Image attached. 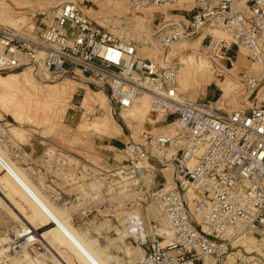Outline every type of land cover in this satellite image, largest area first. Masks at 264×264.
<instances>
[{
	"label": "built area",
	"instance_id": "2783aa9c",
	"mask_svg": "<svg viewBox=\"0 0 264 264\" xmlns=\"http://www.w3.org/2000/svg\"><path fill=\"white\" fill-rule=\"evenodd\" d=\"M172 1L128 0L134 8ZM192 9L179 20L153 11L157 25L165 18L168 23L152 32L158 55L150 57L139 42L85 12L80 0H63L40 10L34 23L39 28L0 24V71L25 69L37 76L41 70L105 92L112 115L126 129L118 157L80 163L46 148L35 167L50 183L58 181L54 171L63 170L64 186L72 191L53 185L71 212L79 207L125 227L144 251L139 264H198L207 258L214 264H264V98L225 109L215 104L218 97H186L178 90L180 56L169 53L175 41L200 32V52L222 62L242 45L259 68L241 70L239 78L247 96L256 94L264 85V0H192ZM214 73L225 71L214 67ZM142 94L149 97L151 127L134 135L121 112ZM18 149L31 157L21 144ZM151 202L167 223L149 216ZM245 237L261 249L237 252L235 241Z\"/></svg>",
	"mask_w": 264,
	"mask_h": 264
},
{
	"label": "rangeland",
	"instance_id": "374dc122",
	"mask_svg": "<svg viewBox=\"0 0 264 264\" xmlns=\"http://www.w3.org/2000/svg\"><path fill=\"white\" fill-rule=\"evenodd\" d=\"M60 1L63 0H0V24L8 25L15 29L38 27L34 23L38 24L40 10H49ZM184 1L186 7L188 6V1H191L192 3V0H175L169 3H163L165 5L155 4L145 7L140 6L137 8L131 6L128 0H80V4L90 16L97 21L99 20L98 22L114 30L121 36L131 37L133 40L140 43L141 49L145 54L150 57H156V55H158V50L151 41L153 37L152 32L159 26L164 25V23L159 25L156 24L158 14H155L154 20H152L153 11H163L169 19H184L182 16L175 14L179 11L178 9H170L172 6H182ZM39 26H41V24H39ZM212 31L224 34V32L218 29H213ZM199 42L200 40L196 42L180 40L169 48V53L171 55H179L181 59L180 91L184 96L190 98H203V89L207 84L208 90L206 96L208 98L218 97L216 99L219 101L217 105L225 109H232L248 104L254 101L256 96L259 99L263 98L264 87L259 88L256 94L247 96L244 84L239 77L237 78L236 74L239 75L241 70H249L247 61L240 64V61L243 60V58L242 55L237 56L239 51H232L234 53L232 61H237L239 64L238 66L237 64H233L228 58H225L223 61L225 64L221 61L223 65L230 68V71L233 73L229 74L228 72H225L224 76H217L214 73V67L215 71L220 69L218 65L220 59L213 56L203 55L200 52L201 47H199ZM189 58H193L194 61L188 60ZM199 60L208 61L211 70L208 68L203 69ZM195 67H197V71H195V74H197L196 76L200 77L203 83H205H202L198 88L195 87V84H192V86L188 88L185 86L186 79L189 77L188 71ZM209 73L216 78L214 82H212L213 79L210 81L208 76ZM36 78L41 86L45 83H59L70 79L82 83L85 86L84 88L88 87L94 91H102L98 88H93L84 81L70 77L53 78L52 76L43 74L41 79H39L40 77L38 75ZM212 84L214 85L212 86ZM215 86L218 88V91L214 88ZM73 94L71 101L67 104V107L76 106V104L78 106L76 111L75 109H70L74 112H71L72 116L75 115L74 124L72 125L63 124L62 118H58L57 116L50 121L49 119L45 120L41 125L24 122L21 123L23 120L21 117L15 118L10 116L7 109H4L0 105V151L5 155L6 161L10 163L12 168L17 170L22 178L28 184L33 186V188L36 189V192L44 198L48 206L56 210L58 217H69V223L84 241L91 246V249L97 258L103 260L106 264H130V257L127 255V251H130L137 257L136 263L139 264L137 260L140 253L138 252L136 244L131 238L127 237V229H125V227L121 228L117 220H109L100 215L84 214L79 210V207H76V209H73L71 212L69 207L64 204L63 193L57 192L56 189L58 188L53 185L56 183L61 188L60 190L65 192L72 191L71 187L64 186L65 175L63 170L60 171L59 168H57V170L54 171L59 182L53 180V183L44 181L46 179L43 176L35 173V163L38 162L37 158L42 156V153L46 148L51 150L57 149L64 157H71L80 163H85V159L98 162L97 156H100V154H96V144L101 141V137H110V135L96 127H81V124L89 118L101 119L104 115V110L100 107L98 102L91 105L92 107L84 106L82 102L85 94H82V89ZM145 97H139L135 101V104L139 108L138 110L143 107L142 102ZM66 102L59 103L57 106ZM96 104L99 108L91 113ZM70 107H68V109ZM149 108H146L145 116L137 113L135 117L129 119L123 118L133 131L134 135L139 133L144 127H151V124L147 122V120L151 119L149 116ZM115 121L117 122L116 119ZM160 125H162V122L160 121V116H158V121L155 123V126L159 127ZM12 128H17V130L22 131L23 134L20 136L17 135ZM113 128L118 130L114 125ZM11 129L15 134H12ZM125 133L126 129L124 128L123 133L120 134L122 138ZM115 134L118 136L116 131ZM1 136H6L7 140L3 139ZM18 141L23 149L30 154V158L26 157L25 152L18 149V144H16ZM2 171L3 170L1 169L0 177L2 176ZM0 181L1 185H5L2 180ZM8 189L13 190L11 186H8ZM14 194L17 199L23 200L20 194ZM60 195L62 196L61 198H59ZM147 208L150 217L158 218L163 222L165 218L156 203H149ZM152 209L155 211L153 210V212ZM164 223H167L166 220H164ZM21 226V223L16 219L14 213L0 197V246L2 247L3 244L7 243L8 235ZM163 227L167 233H170V228L167 224ZM40 242L37 241L25 250L22 249L23 247H19L15 253L1 264H55L52 259L53 250H51L46 243L42 242L44 244L42 249H36V245ZM255 249H261L260 246H258V243L256 244ZM107 251L110 252V255L109 253H106ZM34 258H36V261L38 262L34 261ZM74 261L75 264H79L76 259ZM206 261L214 263L213 258H207L205 259V262Z\"/></svg>",
	"mask_w": 264,
	"mask_h": 264
},
{
	"label": "bare ground",
	"instance_id": "6f19581e",
	"mask_svg": "<svg viewBox=\"0 0 264 264\" xmlns=\"http://www.w3.org/2000/svg\"><path fill=\"white\" fill-rule=\"evenodd\" d=\"M81 7L85 11L82 5ZM164 16H166V14H164ZM165 20L167 19L165 18L160 22V24L168 23ZM203 35L204 33L200 32L191 38L183 37L175 41L172 45L180 40H186L189 42H196L200 40V47ZM151 41L155 46L153 37ZM238 51L239 53L237 56L241 54L245 56L246 49L242 45L239 46ZM188 60L194 61L193 58H189ZM220 61L218 64L219 67ZM199 63L203 69H210L208 61L199 60ZM247 64L249 70L255 71L259 68L258 63L251 62L248 59ZM196 69L197 67L188 71L189 77L188 79H186L185 83V86L188 88H190L192 84H195L196 88H198L202 84V79L200 77H197V74H195V71H197ZM24 70L25 69L0 71V105L4 109H7V112L10 114V116L15 118L21 117L23 119L21 123L24 122L36 125H41L47 119H49L50 121L56 116L63 119V115L65 114L68 107H70H67V104H69V102L71 101L72 95H74L73 93L81 91L82 89V94H85V96H83L84 98L82 104L84 106L90 107L94 103L98 102L100 104V107L104 110V115L101 119H86L81 124V127H96L97 129H100L110 136H116L115 131L118 133V135L123 133L121 126L118 122L115 121V118L110 111V107L106 99V94L103 91H94L88 87L84 88L85 86L82 83L70 79L59 83H45L41 86L40 82L37 80L38 77L36 78L35 74ZM223 71L228 72L229 74L233 73L232 71H230V68L223 69ZM43 74L46 73L41 70L38 71V76L40 77L39 79H41V76ZM208 76L210 81L212 79L216 80V78H214L212 74L209 73ZM236 76L237 78L239 77L238 74H236ZM178 82V90L180 91V67L178 71ZM261 87H264V85ZM145 96L148 95L142 94L139 97ZM137 99L134 100L133 105L130 109L121 112V116L123 118L129 119L131 117H135L137 113L143 116L146 115V108L148 109L150 107L149 98H144L142 102L143 107L140 108V110H138L139 108L135 104V101ZM63 102L66 103L57 106V104ZM214 102L215 104H217L219 101L216 100ZM73 107H75V105ZM113 125L115 128L117 127L118 130L114 129ZM12 129L19 136L23 134V132L17 130V128ZM13 131L12 134H15L13 133ZM1 169L3 171L0 180H2L5 185H1L0 181V197L9 207V209H11L16 219L19 220L22 226L16 231L10 233L8 235L9 237L7 243L3 244L2 247L0 246V264L5 262L7 258H9L13 253L17 251V249H13V245L11 244L12 242H18L20 247H23L22 249L25 250L36 240L46 243L51 248V250H53L52 259L55 264H75V259L79 264H106L103 260L95 256L93 250L91 249V246L86 241H84L79 233L72 227V225L69 223V217H58L56 210L48 206L44 198H42V196H40V194L36 192V189H34L33 186L28 184L22 178L17 170L12 168L10 163L6 161L5 155L0 151V171ZM8 186H11L13 190L8 189ZM14 193L20 194L23 200L17 199ZM153 210L154 209H152V211ZM126 231L128 233V230ZM234 244V247L238 248L236 250L237 252L243 249L252 251L257 250L255 249L257 241H254L253 239L248 237L242 238L240 241H235ZM136 247L138 249V252L140 253L137 260L139 261L141 260L144 251L141 247ZM106 253H109L110 255L109 251H107ZM127 255L130 257V264H137V257L132 252L127 251ZM34 259V261L37 260L36 258ZM142 264L152 263L143 262ZM185 264L193 263L188 260Z\"/></svg>",
	"mask_w": 264,
	"mask_h": 264
},
{
	"label": "crops",
	"instance_id": "0c3cea01",
	"mask_svg": "<svg viewBox=\"0 0 264 264\" xmlns=\"http://www.w3.org/2000/svg\"><path fill=\"white\" fill-rule=\"evenodd\" d=\"M187 4H188L187 7L186 6H172V7H170V9H178L179 11L177 13H175V14L187 18L193 12L191 1H188ZM232 51H233V49L232 50H229L227 52L228 55H229V57L231 58V60H232V57L234 56V53ZM242 58H243V60L240 61V64L241 63H245L247 61V58L244 55H242ZM233 64H237V66L239 65L237 63V61H235V60H233ZM220 68L221 69H227L228 67L224 66L223 63L220 61ZM202 83H203V81H202ZM213 85L214 84H212V86ZM214 88H216L217 91H218V88L216 86ZM207 90H208V86L206 84L205 87H204V89H203V95H204V97L207 98V99H213L214 97L213 98H208L206 96L207 95ZM71 112H73V111L70 110V108L66 110L65 114L63 115V119H62L63 124H65V125H68V124L69 125H72V124H74L75 115L72 116V113ZM121 128L124 131V126L121 125ZM1 137L3 139H6L7 140V137L6 136H1ZM2 138H1V140H2ZM100 139H101V141L98 144H96L97 148L95 147L96 148L95 150L97 152L96 154H98V155L100 154V156H97L98 162H100V163H107L109 161L115 160V158L118 157V154H119L118 152H119V149H120V147L122 145V141H123L124 137L122 138L121 135L120 136L119 135L118 136H110V137H104L103 136ZM16 144L19 145L20 144L19 141ZM35 173L36 174H39L37 172V168L35 169ZM206 262H207V264H212L213 263V262H210V261H206ZM206 262L205 261H202V260L197 261L198 264H206Z\"/></svg>",
	"mask_w": 264,
	"mask_h": 264
}]
</instances>
